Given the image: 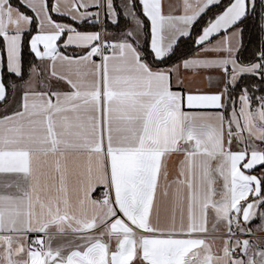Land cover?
<instances>
[{"label": "snow or ice", "instance_id": "obj_1", "mask_svg": "<svg viewBox=\"0 0 264 264\" xmlns=\"http://www.w3.org/2000/svg\"><path fill=\"white\" fill-rule=\"evenodd\" d=\"M136 2L126 0V16L136 18ZM138 2L151 22L153 62H164L221 0H184L177 17L163 14L162 0ZM20 4L33 15L0 0V103L18 87L5 73L23 82L16 109L0 116V188L14 189L0 191V264H264V236L248 227L260 219L264 232V171L254 174L264 169V95L252 96L247 86L235 98L230 91L244 75L264 88V44L248 64L237 56L247 21L258 17L264 33V0H229L196 37L201 51L225 55L167 69L153 67L137 47L138 18L137 30L108 41L103 29L81 32L50 14L118 25L114 0ZM25 37L28 53L48 65L47 78L30 63L24 80ZM61 46L86 51L69 56ZM181 67L220 70L222 90H186ZM53 79L67 90H53ZM207 109L216 111H192ZM173 154L183 159L170 180L166 160ZM170 190L171 223L162 227L153 210L158 193L168 198ZM210 212L212 230L224 228L213 238L223 239L215 251L207 238ZM33 233L42 235L30 239ZM69 235L74 239L53 245Z\"/></svg>", "mask_w": 264, "mask_h": 264}, {"label": "crops", "instance_id": "obj_2", "mask_svg": "<svg viewBox=\"0 0 264 264\" xmlns=\"http://www.w3.org/2000/svg\"><path fill=\"white\" fill-rule=\"evenodd\" d=\"M191 2L193 4H195L196 0H191ZM53 3H55V0H53ZM211 7L212 6H210L209 8H211ZM81 11H83V9ZM88 11L95 12V11H97V9L95 7H92V8H89ZM162 12H163V14L165 16L171 15L173 17H177V16H180V15H183L184 14V0H162ZM50 14H51L52 19L54 21L62 23V24H70L73 27H75L70 22L57 20V19H55L53 17V14H55L57 16H61V15H58L56 13H53V14L50 13ZM62 17H66V18L71 20V18L68 17V16H62ZM72 22H76V21H72ZM148 22H149V25H150V32H151V22L149 20H148ZM76 23H81V22H76ZM100 24L102 25L103 23H100ZM177 26L178 27H182V25L179 24V22H177ZM35 28H36L35 29V32H36L37 31V24H35ZM130 28H131V26H130ZM129 29L127 31H129ZM81 32H97V31H81ZM124 33L125 32H123V33H115V34H111L110 33L108 35H105L104 32H103V35H104V38L106 40H108V41H118V40H120L122 38ZM191 33H192V28H191ZM170 34H171V32L169 30H165L162 33V35L164 36L165 41H167V39L170 36ZM223 35H224V33H220L219 35L215 36L213 38V40H212V43L215 44L217 41L221 40ZM185 38H187V37H185ZM143 39H144V25H143V28L139 29V44L137 45V47L139 49H140V45L143 42ZM181 39H184V38H181ZM150 42H151V37H150ZM61 48H64V47L61 46ZM65 49H74V50L79 52V54H77V55H80V54H82L83 52L86 51V49L76 48V47H68V48H65ZM61 52H63V51H61ZM63 53L65 55H69V56H76V55L67 54L65 52H63ZM217 55L223 56L225 54L222 53V52L221 53L204 52V51H201V49H200L197 55H195L193 57H189V58L215 57ZM237 56H238V53H237ZM189 58H187V59H189ZM96 59H98V58H96ZM180 63L181 62H179L176 65H179ZM37 64H40V62L38 60H37ZM173 66L162 68V69L172 68ZM40 67L43 70V77L42 78H47L48 77V65L47 64H40ZM57 71L67 72V69L62 68L59 65H57ZM179 75L184 81V86H185L186 90H190V91H197L198 90V91L204 92V93H214V92L221 91L222 87H223V83H222V80H221V77H222L223 73L220 70H217V69H199V70H196V71H190V70H185V69H183L181 67L179 69ZM244 76H250V75H244ZM244 76H242V77H244ZM240 80H239V82H240ZM172 83H173V86L175 87L176 86V75H175V73L173 74ZM22 85H23V83H18L17 84V86H18L17 89L15 91H13V95H12L11 100L8 102L7 105H4L3 107H0V116L5 115L6 113H11L12 111H14L16 109V107H17V103L16 102L19 99ZM51 85H52L53 90H56V89L67 90V88H68V86L64 82L57 81V80H54V79L51 80ZM237 107H239L238 103H237ZM192 111L215 112L216 110L207 109V110H192ZM181 159H183V156L181 154H173V155H171L170 157L167 158L166 164H167L168 178L170 180L176 175V173H177V165H178V163H179V161ZM261 172L262 171H260L258 173H254V174H260ZM173 187H175V186H173ZM0 191H9V192H11V191H14V189L4 190V189L0 188ZM99 194H100V192L98 190L96 193H94V197H98ZM173 209H174V203H173V200L171 198V190H170V196L168 198H163L158 193V195H157V204H156V207L153 210V222L156 221V213L158 212L159 213L160 225L162 227L168 226L171 223V217H172ZM214 220H215V218H214L213 214L210 212L209 213V223H208L209 232L207 234V238H208V242L213 245V249L215 251L216 249L220 248L223 245V239H213V238L214 237H223L224 228H223V226H220L219 231H213L212 230V224L214 223ZM177 222H178V218H177ZM260 225H261V220L260 219H256L250 225H248V227L252 228V230H253V232L255 233L256 236H264V232L259 230V226ZM50 231L54 232L55 229L54 228L50 229ZM34 235H38V234H36V233L30 234V239ZM241 238L242 239H246V238H249V237L248 236H242ZM61 239L72 240V239H74V237L69 235L66 238H57V239H55L53 241V245L55 246L57 243H60ZM114 243L115 242L113 241V245H114Z\"/></svg>", "mask_w": 264, "mask_h": 264}, {"label": "trees", "instance_id": "obj_3", "mask_svg": "<svg viewBox=\"0 0 264 264\" xmlns=\"http://www.w3.org/2000/svg\"><path fill=\"white\" fill-rule=\"evenodd\" d=\"M259 2V0H258ZM11 3L13 6L19 8V10L29 16H32L33 14L25 8L22 4H20L19 0H11ZM50 4H53V0H49ZM115 6L117 8V12L119 14V23L118 25H113L108 21L107 19H104L103 24L100 23H91V22H85V23H76L72 22L70 19L62 16H57L53 14V17L57 20L67 21L72 23L77 30L79 31H101L104 30V34H115V33H123L126 32L130 26L131 22L130 19L127 18L124 13L123 9L120 5V0H114ZM229 3V0H221V3L219 5H214L211 8H209L195 23V25L192 27V33L190 37L181 39L179 41V45L176 50V55L172 56L170 59H166L164 62H153V58L150 52V25L147 20V18L143 15L142 12V6L139 4L138 0L135 3V11L138 14V16L141 18L143 25H144V39L142 44L140 45V50L144 54V58L153 65V67L158 68H166L173 65L178 64L184 59H187L189 57H193L198 54L199 50L201 49L198 47L194 41L196 37L201 34L202 29L207 26V23L210 19H214L216 15L220 14V12L223 11L224 7ZM259 11V9H258ZM35 24L34 21L31 30L33 33H35ZM259 24V18L257 17L255 21L249 20L246 22V25L244 26L245 30L242 35V41H243V47L241 48L240 52L238 53L239 61L242 64H248L249 62L253 61L256 57V52L260 49L261 45L264 44V33H261L258 27ZM60 51H63L67 54L71 55H77L79 54L78 51L74 49H65L61 48ZM37 64V60H35L34 57H32L28 51H27V37H25V61H24V80L28 79V73H29V64ZM4 79L6 83H23L18 78L11 76L7 73L4 74ZM252 85H257L256 88H252ZM249 87L250 94L254 97H258L260 95H264V88L260 87V82L258 77L253 76H244L241 78L240 82L238 83V86L235 89H230L231 94L233 98L238 97L240 94L242 87ZM13 95V91L9 90V98L8 102L11 100ZM4 104L0 103V107H3ZM255 107V103H254ZM260 171H264V169H257L255 173H258Z\"/></svg>", "mask_w": 264, "mask_h": 264}, {"label": "rangeland", "instance_id": "obj_4", "mask_svg": "<svg viewBox=\"0 0 264 264\" xmlns=\"http://www.w3.org/2000/svg\"><path fill=\"white\" fill-rule=\"evenodd\" d=\"M125 2H126V0H120V5H121V7L123 9L124 15L126 16L127 9H125V7H124ZM135 14H136V18H138L139 21H142L141 18L136 13V11H135ZM126 17L129 18L130 21H131V28L129 30H136L137 29V19L136 18H133L131 16H126Z\"/></svg>", "mask_w": 264, "mask_h": 264}, {"label": "built area", "instance_id": "obj_5", "mask_svg": "<svg viewBox=\"0 0 264 264\" xmlns=\"http://www.w3.org/2000/svg\"><path fill=\"white\" fill-rule=\"evenodd\" d=\"M38 235H41V234H38ZM38 235H34V236H32V238H31V239L35 238V237H36V236H38Z\"/></svg>", "mask_w": 264, "mask_h": 264}]
</instances>
